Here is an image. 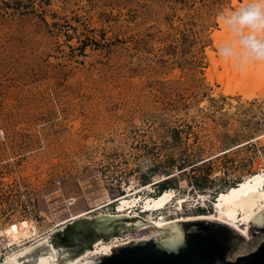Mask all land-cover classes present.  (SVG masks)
Returning a JSON list of instances; mask_svg holds the SVG:
<instances>
[{"label": "rangeland", "instance_id": "obj_1", "mask_svg": "<svg viewBox=\"0 0 264 264\" xmlns=\"http://www.w3.org/2000/svg\"><path fill=\"white\" fill-rule=\"evenodd\" d=\"M233 2L0 0L3 253L72 215L108 219L116 198L148 193L158 179L194 204L205 196L201 208L182 204L191 215L264 173V80L208 52L230 38L219 17L237 10ZM235 84L263 91L246 98L231 93ZM51 236L66 250L59 261L80 253L62 231ZM260 239L241 241L236 254Z\"/></svg>", "mask_w": 264, "mask_h": 264}, {"label": "bare ground", "instance_id": "obj_2", "mask_svg": "<svg viewBox=\"0 0 264 264\" xmlns=\"http://www.w3.org/2000/svg\"><path fill=\"white\" fill-rule=\"evenodd\" d=\"M247 3L248 0H244V2L234 0L233 2L234 7L237 10ZM229 11L230 10H228L227 12ZM220 24L222 28L226 30V32H230L222 21H220ZM220 42L221 40H218V43ZM208 52L213 62L217 64V55L219 54H215L212 51ZM234 65V67H236V72L239 70H242L241 72H243L244 70V76L248 77L251 82L254 79L256 83L258 80L261 81L260 83H263L264 61L250 60L240 65L234 63ZM206 76H208L210 80H213V78L215 79L213 73L211 74L210 71H207ZM218 81L223 84V80L221 78H218ZM236 84L235 90H230L231 93L237 92L246 98L257 96L264 90V87L262 86L260 87L263 90L256 88L259 89L258 91L253 89V86H251L252 88H250L244 85L242 87L239 86L240 88L236 89ZM255 87H257V85ZM225 89L228 90V88L226 87ZM222 90L224 92V89ZM133 194L134 196L128 195L129 197L123 196L121 198H116L115 200H117V202L115 203V200L113 201L115 203V212L119 214H125L129 217L133 215H139L144 218L142 214H148L150 216L148 218L145 217V220H140L139 218H135L133 220L126 219L129 220L130 223L125 225V229L121 233L119 232L117 233V235L111 234L106 239H103L102 237H96L92 241L91 246L85 247L74 257H63V260L59 261V257L62 256L61 251L63 249L59 248L58 245L55 244L52 240L51 233L54 230H51L44 235L33 237L31 239V243L21 248L3 253V257L0 259V264H80L88 257L94 258L97 255L103 253H110V246L125 243L130 239H136L138 236L142 235V231L144 230H148L146 233H144V236L160 235L164 231L163 228H160L162 225L193 217H209L215 220L226 222L238 229V231H240L244 235V238L247 241L250 239L248 232L250 222L254 219L257 213L264 208V173L256 171L235 183L227 192L217 193L215 199L211 201L213 203V209L209 213H198L191 215L182 214L181 207L183 202L187 203V201H189L188 205H193L195 199L193 200V202H190L189 199H185L184 196L179 195V197H176L174 200L173 198L176 196V194L173 189L167 188L160 191L159 193H156L155 195L151 194L150 192L142 193L140 195H136L137 192ZM204 197V195H199L198 198L196 197L197 201L194 205L196 206L200 202H204L206 200ZM105 199L110 202L112 201V197L109 194H106ZM133 204H140V208L138 210H132ZM79 217L90 216H88L87 214H83L81 216L72 215L71 217L63 220L62 222H60V224L57 225H62L72 219ZM97 222L100 224L102 231H109L110 229H112V222L109 221V219L98 218ZM63 252H66V250H63ZM236 253L237 251L234 252L233 255H236Z\"/></svg>", "mask_w": 264, "mask_h": 264}, {"label": "water", "instance_id": "obj_3", "mask_svg": "<svg viewBox=\"0 0 264 264\" xmlns=\"http://www.w3.org/2000/svg\"><path fill=\"white\" fill-rule=\"evenodd\" d=\"M112 229L102 231L97 216L72 219L58 230L65 243H79L80 250L91 246L96 237L108 238L114 233L115 223L121 226L126 216L112 213ZM151 222V221H150ZM160 235L110 246L111 252L86 258L80 264H264V208L250 222L249 237H260L259 243L246 253L233 255L244 235L232 225L209 217H193L162 225Z\"/></svg>", "mask_w": 264, "mask_h": 264}, {"label": "clouds", "instance_id": "obj_4", "mask_svg": "<svg viewBox=\"0 0 264 264\" xmlns=\"http://www.w3.org/2000/svg\"><path fill=\"white\" fill-rule=\"evenodd\" d=\"M219 19L231 32L218 48L222 58L237 65L250 60L264 61V0H248L238 10L222 13ZM245 28L251 31L245 33Z\"/></svg>", "mask_w": 264, "mask_h": 264}, {"label": "trees", "instance_id": "obj_5", "mask_svg": "<svg viewBox=\"0 0 264 264\" xmlns=\"http://www.w3.org/2000/svg\"><path fill=\"white\" fill-rule=\"evenodd\" d=\"M163 182H164V181H161L160 183L157 184V186H159V187L161 188V189L159 190V192L162 191V190H164V189H167V187H164V186H163ZM233 185H234V184L229 185L226 189L221 190V191H219L218 193H220V192H227V191H228Z\"/></svg>", "mask_w": 264, "mask_h": 264}, {"label": "built area", "instance_id": "obj_6", "mask_svg": "<svg viewBox=\"0 0 264 264\" xmlns=\"http://www.w3.org/2000/svg\"><path fill=\"white\" fill-rule=\"evenodd\" d=\"M0 135L2 136V133H0ZM27 203L30 204L29 201H27ZM3 241H4V239H1V242H0V259L3 257L2 254H3V251L5 250V248L2 247Z\"/></svg>", "mask_w": 264, "mask_h": 264}]
</instances>
